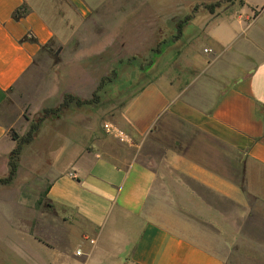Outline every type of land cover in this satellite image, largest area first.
Segmentation results:
<instances>
[{"label":"crops","instance_id":"obj_1","mask_svg":"<svg viewBox=\"0 0 264 264\" xmlns=\"http://www.w3.org/2000/svg\"><path fill=\"white\" fill-rule=\"evenodd\" d=\"M240 1L235 30L203 33L211 46L202 55L180 52L183 71L198 72L187 88L177 92L157 72L158 55L154 76L112 115L108 132L114 140L115 129L127 136L125 156L115 157L83 124L51 128L50 140L59 144L50 156L45 198L54 215L18 197L16 205L0 203V264H67L68 250H55L45 231L52 218L76 235V264H241L264 256V0ZM132 2L143 7L142 0ZM135 7L130 0H0V165L6 173L16 146L9 131L19 120L9 113L15 88L42 54L58 51L64 68L81 58L64 61L63 54L108 49L109 40L84 50L91 42L79 32L117 39L133 25ZM19 10L25 13L17 18ZM230 10L208 14L212 20ZM100 13L111 31L99 26ZM141 28L143 34V21ZM167 121L173 122L171 141L161 144L159 127ZM192 184L233 204L240 221ZM38 212L47 222L37 221Z\"/></svg>","mask_w":264,"mask_h":264},{"label":"rangeland","instance_id":"obj_2","mask_svg":"<svg viewBox=\"0 0 264 264\" xmlns=\"http://www.w3.org/2000/svg\"><path fill=\"white\" fill-rule=\"evenodd\" d=\"M132 1L130 0V3L137 6L133 25L125 26L117 35V39L108 38V35L98 38L87 28L79 32L78 37L83 41L91 42L85 44L84 50L91 49L87 46L95 45L96 41L102 43L109 40L108 49L94 54H63L64 61L75 58V56L81 58L79 64L69 62L67 66L64 65V68H59L61 64L59 65L58 62L61 55L58 51L55 54H42L35 70L26 76L20 86L13 91L9 113L13 118L18 117L19 120L15 128L9 131L11 137L25 135L30 125L42 117L44 110L56 109L61 103L60 99L63 100L66 94L90 101V104L76 107L72 102L69 108L61 110L57 116L48 115L41 122L33 141L22 149L16 178L11 185L0 186V203L16 205L14 202L18 197L21 204H34L46 209L50 207L54 215L51 203L45 198L49 170L53 166L50 156L59 144L58 140L54 142L50 140L51 128L83 124L84 127L93 129L94 139L99 138V141L111 153H114L115 157L125 156L126 151L123 150L125 143H121L117 138L114 140L108 132L110 129L108 122L112 119V115L117 113L126 101L154 76L150 68L158 57L161 60L157 72H160L162 76H168L172 83L177 84V92L187 88L198 72L188 68V72L183 71L186 67L178 60L180 52L184 50L185 53L191 51L193 54L202 55L203 49L211 46L203 33L206 34L213 30L220 33L235 30L236 8L241 3L240 0H142L143 7H138L137 3ZM247 1L251 6L255 3L259 4L262 0ZM226 7L231 8L229 13H223L215 19H210L208 13L214 14ZM194 8L196 12H193ZM106 9L104 7V10ZM246 9L251 10V7L246 6ZM101 13L99 26H105L106 30V27L111 25V31L112 22L108 20V17L103 19L105 16H101ZM193 14L197 17L192 24L191 19L186 24L182 23L187 16ZM142 21L143 34L140 33ZM180 24H182L181 34L176 37L177 26ZM155 28L159 30L157 33H154ZM108 34L111 35L113 32H108ZM155 39L164 43L158 57L149 53ZM172 124V121H167L159 127L162 131L160 134L162 141L159 143L171 141ZM161 168L168 173L166 166H161ZM7 174L3 165H0V178ZM192 186L215 206L221 210H227L230 215L233 214L236 220L238 209L233 204L217 199L205 189L193 184ZM233 212L236 214L234 215ZM46 218L41 212L36 213L37 221L45 223ZM239 221L237 217L236 222ZM48 224H45V231L49 240L55 243V250L63 253L67 249V264H76L73 257L76 235L68 230L60 229L54 218L51 219V225ZM240 263L264 264V256L259 260L243 258Z\"/></svg>","mask_w":264,"mask_h":264},{"label":"trees","instance_id":"obj_3","mask_svg":"<svg viewBox=\"0 0 264 264\" xmlns=\"http://www.w3.org/2000/svg\"><path fill=\"white\" fill-rule=\"evenodd\" d=\"M209 8H211V6H209ZM193 12H196V9L194 8ZM25 12L24 11H17L15 12V16L17 18H19L20 16H22ZM194 16V14L192 15ZM192 16H187L186 19L184 21H182V23H186L188 22ZM181 25L177 26V32L178 35L177 37H179V35L181 34ZM163 41L160 42L155 48L152 49L151 54L152 56L156 57L158 55L161 54V47L163 46ZM72 102H74V105L76 107H81L83 105H87L90 104V101H84L81 100L79 98L73 97L72 95L66 94L63 97L62 102L59 104V106L56 109H47L44 110L42 117H40L38 119L37 122L32 123L28 129V131L25 133V135H23L22 137H17L15 135H13L12 139L16 142V146L15 148L11 151L10 155H9V159H8V174L5 177L0 178V186H9L12 184V182L14 181V179L16 178L17 175V171H18V167H19V159H20V155L22 153V149L25 145L30 144L33 139L35 134L37 133L39 126L41 124V122L47 118L48 115H58V113L65 109V108H69L72 104Z\"/></svg>","mask_w":264,"mask_h":264},{"label":"built area","instance_id":"obj_4","mask_svg":"<svg viewBox=\"0 0 264 264\" xmlns=\"http://www.w3.org/2000/svg\"><path fill=\"white\" fill-rule=\"evenodd\" d=\"M114 136L121 142V143H128V138L127 136L119 129H115L113 131ZM80 252H77V255H79Z\"/></svg>","mask_w":264,"mask_h":264}]
</instances>
